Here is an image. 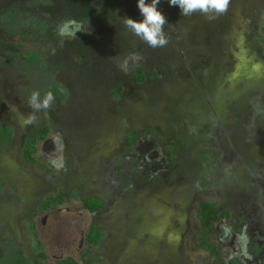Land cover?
Masks as SVG:
<instances>
[{"label":"rangeland","instance_id":"rangeland-1","mask_svg":"<svg viewBox=\"0 0 264 264\" xmlns=\"http://www.w3.org/2000/svg\"><path fill=\"white\" fill-rule=\"evenodd\" d=\"M157 9L168 43L152 48L124 24L142 20L137 0H0V126L14 131L0 147V261L264 264V0ZM54 84L67 99L35 111L31 93ZM44 128L29 165L25 141ZM84 197L105 209L90 214ZM204 202L231 212L214 251L201 247Z\"/></svg>","mask_w":264,"mask_h":264},{"label":"trees","instance_id":"trees-1","mask_svg":"<svg viewBox=\"0 0 264 264\" xmlns=\"http://www.w3.org/2000/svg\"><path fill=\"white\" fill-rule=\"evenodd\" d=\"M264 43V28H263V39ZM137 80L140 83L145 81V76L143 73L136 76ZM47 91H52L55 99H59L61 102H64L67 99V91L62 88L58 84L52 85ZM48 129L44 128L41 129L36 135L28 138L25 141L24 149H23V160L29 165L37 164V154H38V145L41 141H45L47 139ZM14 136V131L10 127H2L0 126V147L7 146L11 143ZM136 145L135 135L131 134L129 146L133 148ZM2 183L0 182V187ZM74 196H80L78 192L73 193ZM64 193L60 191L59 194L55 197L49 198L47 201H42L39 204L40 212H49L50 210L55 209L59 205L64 203ZM82 203L84 208L89 213H99L103 209V202L96 198H82ZM227 217L230 218V212L228 211H221L220 207L217 203L213 202H204L200 205L198 211V219L200 221L202 236L204 240L202 241L201 247L208 251H214L213 246L210 244L212 236L214 235L213 227L220 219ZM103 238V234L101 230L95 225H90L89 232L87 233L86 239L87 242L91 246H98L100 244L101 239ZM40 256L44 257V254ZM10 261L12 259L10 258ZM9 259L6 258V261H0V264H11ZM13 262V261H12ZM14 264V263H13ZM65 264H76V263H69L66 261ZM229 264H240L237 261H231Z\"/></svg>","mask_w":264,"mask_h":264},{"label":"clouds","instance_id":"clouds-1","mask_svg":"<svg viewBox=\"0 0 264 264\" xmlns=\"http://www.w3.org/2000/svg\"><path fill=\"white\" fill-rule=\"evenodd\" d=\"M160 0H137V6L142 15V20L137 21L127 17L124 20L125 27L128 28L136 37L147 43L150 47H163L168 43V39L164 33L165 17L157 9ZM170 6H178L181 16H188L195 12L208 14L210 12L216 15L223 14L227 11L229 0H168ZM216 15L209 16V19H215ZM123 70H127L126 63L121 66ZM55 102V96L52 91H46L43 96L39 91H33L29 97V105L37 112L48 110ZM36 117L29 115L28 117H20L23 125L34 122Z\"/></svg>","mask_w":264,"mask_h":264},{"label":"flooded vegetation","instance_id":"flooded-vegetation-1","mask_svg":"<svg viewBox=\"0 0 264 264\" xmlns=\"http://www.w3.org/2000/svg\"><path fill=\"white\" fill-rule=\"evenodd\" d=\"M87 198H96V197H84V199H87ZM96 199H99V198H96ZM99 200H101L102 202H103V204H104V206H103V209L100 211V212H102L104 209H105V202H104V200H102V199H99ZM213 203H215V202H213ZM83 204V203H82ZM218 204V203H217ZM219 205V204H218ZM83 207H84V205H83ZM219 207H220V205H219ZM85 209V208H84ZM86 210V209H85ZM220 210H221V208H220ZM222 211V210H221ZM99 212V213H100ZM228 212H230V211H228ZM99 213H94V214H99ZM90 214H92V213H90ZM230 217H231V212H230ZM225 219H227V220H229V218H227V217H224V218H222V219H220V221L219 222H217L216 224H215V226L213 227V232H214V235L213 236H219V233H217V229H219V228H217V225H220L222 222H224L225 221ZM92 224H95V223H91L90 225H92ZM90 225H89V228H88V232H89V229H90ZM100 230H101V232H102V229L97 225V224H95ZM87 232V233H88ZM102 234H103V232H102ZM201 234H202V230H201ZM103 237H104V234H103ZM103 240V238L101 239V241ZM101 241H100V244L99 245H101ZM98 245V246H99ZM98 246H96V247H98ZM95 247V246H94ZM64 262H66V261H64ZM69 263H71V261H68Z\"/></svg>","mask_w":264,"mask_h":264}]
</instances>
